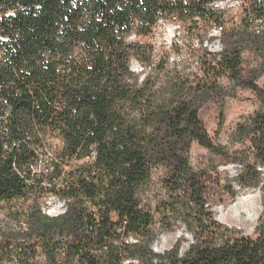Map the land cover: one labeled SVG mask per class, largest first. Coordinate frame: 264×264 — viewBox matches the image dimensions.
<instances>
[{
    "label": "trees",
    "instance_id": "16d2710c",
    "mask_svg": "<svg viewBox=\"0 0 264 264\" xmlns=\"http://www.w3.org/2000/svg\"><path fill=\"white\" fill-rule=\"evenodd\" d=\"M208 1L0 0V205L27 201L42 182L66 205L54 217L37 207L12 214L24 217L25 228L0 242V264H264V217L255 238L215 221L203 176L189 164L196 143L241 166L240 187L260 184L264 28L227 27L221 52L201 59L214 65L205 76L211 82L175 91L167 102L130 69L151 50L129 37L150 36L171 14L193 33L200 29L194 17L218 20ZM222 77L258 102L237 125L231 151L214 144L200 117L203 104L226 96L215 85ZM48 138L61 146L52 172L33 175ZM158 168L167 196L156 213L159 221L182 217L194 240L183 254L180 241L163 254L150 248L154 214L139 192Z\"/></svg>",
    "mask_w": 264,
    "mask_h": 264
},
{
    "label": "rangeland",
    "instance_id": "374dc122",
    "mask_svg": "<svg viewBox=\"0 0 264 264\" xmlns=\"http://www.w3.org/2000/svg\"><path fill=\"white\" fill-rule=\"evenodd\" d=\"M236 14L239 15V12ZM237 19L232 18L233 26L229 29L238 27ZM168 23V21H162L156 30V35L129 37L130 42L141 44L151 50L147 59H133L130 69L137 75L139 83L147 81L152 85L155 99L159 102H167L175 91L186 92L191 86L200 84L201 80L205 79L206 83L211 82L210 77L205 78V76L213 74L211 68L214 65L209 68L201 62V59L205 58L206 53L219 52L216 43L209 42L206 46L204 45L203 40H206L208 36V30L205 27L191 33L188 23L185 24V30L179 37V41L168 45V38L173 36L172 28ZM196 38L199 43L191 42V39L193 41ZM250 64L254 66L252 61ZM216 84V87L222 89L226 96L203 104L200 117L214 144L231 151L238 148V144L232 138L237 125L247 121L253 115L258 109V102L250 91H234L233 85L225 77L218 79ZM257 84L264 89V75L259 78ZM230 92H236L238 98L228 96ZM60 147L59 140L48 138L47 153L36 165H33L32 174L47 175L52 172L49 165L56 158ZM189 164L193 171L203 176L205 199L214 220L235 233L255 238L256 227L264 217V167L259 168L261 178L257 187L242 188L237 181L241 166L231 163L230 159L217 157L196 143L190 148ZM163 176V168L155 169L151 174L150 182L139 192L141 205L154 214L155 238L150 243V248L156 254H163L180 241L179 253L183 254L194 240L192 234L185 228L182 217L175 214L169 219L159 221L156 213L160 202L167 196L161 183ZM231 192L233 195L230 194ZM239 200L245 201L242 203L243 209L237 213V219L232 220V208ZM30 207H37L44 215L54 217L64 213L66 205L54 195L48 182H42L39 189L33 192L27 201L2 203L0 205V242L9 238L14 230L17 232L20 228H25L24 217L12 214L26 212ZM219 218L222 222L218 220ZM250 221L254 224H250Z\"/></svg>",
    "mask_w": 264,
    "mask_h": 264
},
{
    "label": "built area",
    "instance_id": "2783aa9c",
    "mask_svg": "<svg viewBox=\"0 0 264 264\" xmlns=\"http://www.w3.org/2000/svg\"><path fill=\"white\" fill-rule=\"evenodd\" d=\"M206 7L218 15V20L210 21L209 23L205 24L201 17H194V21L197 22L199 28L205 27L208 30L207 39L203 40V42H210L212 41L213 34H216L217 32H224V30L233 23L231 22L233 17L238 18V23L241 21H248L249 23L257 22V13L259 12L254 11L255 7H258L264 15V0H210L208 3H206ZM236 12H239V15H237ZM263 15H261V17ZM164 20L169 22L168 25L173 31V36L168 38L169 40L167 41V44H176V42L179 41V37L185 30L186 22L180 21L178 16L175 14L160 17L157 19L152 29L151 35H156V30L159 24ZM191 42L199 43L197 38L193 39V41L191 39ZM181 43H183V41ZM49 168L51 171L52 168L50 166Z\"/></svg>",
    "mask_w": 264,
    "mask_h": 264
},
{
    "label": "bare ground",
    "instance_id": "6f19581e",
    "mask_svg": "<svg viewBox=\"0 0 264 264\" xmlns=\"http://www.w3.org/2000/svg\"><path fill=\"white\" fill-rule=\"evenodd\" d=\"M250 27L251 29L255 30L256 32L261 31L264 28V15L262 17H259L257 19V22H251L250 23ZM222 34L223 32H217L216 34L212 35V41L211 44H215L217 45V47H219V52H221V38H222ZM209 42H204V45L206 46ZM208 48V46H207ZM219 52L215 53L218 54ZM245 202L244 200H239L238 202H236L235 206L231 209L233 211V219L232 220H236L237 219V213L241 212V210L243 209L242 207V203ZM220 222H222V219L219 218L218 219ZM235 223V222H234ZM250 224H254L253 221L249 222Z\"/></svg>",
    "mask_w": 264,
    "mask_h": 264
}]
</instances>
